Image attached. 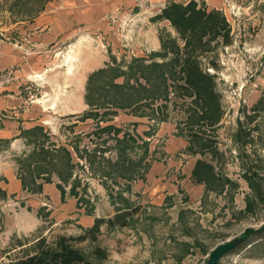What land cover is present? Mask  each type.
Here are the masks:
<instances>
[{"label": "rangeland", "instance_id": "374dc122", "mask_svg": "<svg viewBox=\"0 0 264 264\" xmlns=\"http://www.w3.org/2000/svg\"><path fill=\"white\" fill-rule=\"evenodd\" d=\"M167 1L0 0V260L19 239L75 234L123 206L137 210L100 227L99 264H204L215 245L264 222V0H195L228 24L196 48L221 112L207 126L193 124L190 97L170 86L152 102H163L162 119L129 110L130 85L153 72L145 64L171 56L162 39L183 43L169 20L153 18ZM123 130L139 144L117 159ZM197 159L212 165L199 182ZM11 174L14 190L4 185ZM256 240L216 264H264Z\"/></svg>", "mask_w": 264, "mask_h": 264}, {"label": "trees", "instance_id": "16d2710c", "mask_svg": "<svg viewBox=\"0 0 264 264\" xmlns=\"http://www.w3.org/2000/svg\"><path fill=\"white\" fill-rule=\"evenodd\" d=\"M153 18L169 20L171 25L179 31L183 43L180 45L176 39L170 37L162 39L161 46L164 50L162 54L165 55L171 51V56L168 59H161L160 62L151 60L145 64V66H153V72L150 70L144 74L140 73V76L144 78V83L136 81L137 85H130L134 87L135 96H131L129 110L137 115L162 119L164 115L160 116L161 112L156 111L155 108L160 107L163 102L159 104L160 106L155 105V107L152 102L156 98L166 97L169 92L168 86H170V90L174 94L190 97V104H194L195 112L193 124L199 126L214 124L218 121L221 113L218 92L215 89V75L214 72L200 65L196 48H202L212 37L228 33L225 17L220 11L206 10L205 7L199 6L195 0L187 2L169 0ZM114 69L115 67L111 68V70ZM116 73H124V69L121 68ZM156 79L160 81L158 88L153 86ZM263 101L261 96L257 104L259 105ZM109 102L117 104L115 101ZM147 107L150 109L145 111ZM119 129L121 128H117L115 131L118 132ZM198 134L197 130L192 131V135L197 138L200 137ZM137 137L136 133L130 134L127 130H123L120 137H115L117 143L121 142L117 159L125 157L126 147L131 148L133 144H139L136 141ZM211 168L210 163L197 159L191 173L192 179L197 182L205 180L206 174L211 171ZM136 210L137 205L123 206L117 208L112 215L95 216L90 225L82 227V230L75 234L61 232L56 233L51 239H47V236L41 233L28 241L19 239L16 246L20 247L16 255L11 256L4 252L6 259L0 260V264H99L108 253L107 248L97 242L101 231L100 227L102 225L105 228L124 225ZM251 237L257 238L252 249H259L260 253H264V222L259 226L246 227L238 237L237 244ZM83 241L96 243L89 250H83L76 244Z\"/></svg>", "mask_w": 264, "mask_h": 264}, {"label": "water", "instance_id": "95a60500", "mask_svg": "<svg viewBox=\"0 0 264 264\" xmlns=\"http://www.w3.org/2000/svg\"><path fill=\"white\" fill-rule=\"evenodd\" d=\"M238 240V237H236L232 239H227L226 241L215 245L211 249L209 257L204 264H216L218 260L226 253V251L236 246Z\"/></svg>", "mask_w": 264, "mask_h": 264}, {"label": "crops", "instance_id": "0c3cea01", "mask_svg": "<svg viewBox=\"0 0 264 264\" xmlns=\"http://www.w3.org/2000/svg\"><path fill=\"white\" fill-rule=\"evenodd\" d=\"M8 128H9V126L7 125L5 129H2L3 131H5V132H2L4 136L11 135L12 131L9 132ZM7 131H8V133H7ZM11 175H12V174H11ZM13 179H14L13 175H12V176H9V185L6 184V183H5L4 185H5V186L7 185V186H9V188H11V189L14 190V186H15V188L18 187V186H17V185H18V181H17V180L14 181ZM11 181H12V182H11ZM10 182H11V183H10ZM12 185H14V186H12ZM0 204H1V201H0Z\"/></svg>", "mask_w": 264, "mask_h": 264}]
</instances>
